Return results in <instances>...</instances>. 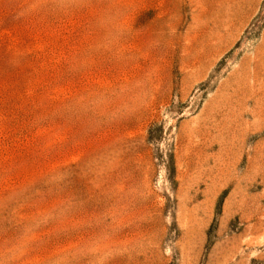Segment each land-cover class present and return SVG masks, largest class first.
<instances>
[{"label":"rangeland","instance_id":"obj_1","mask_svg":"<svg viewBox=\"0 0 264 264\" xmlns=\"http://www.w3.org/2000/svg\"><path fill=\"white\" fill-rule=\"evenodd\" d=\"M0 264H264V0H0Z\"/></svg>","mask_w":264,"mask_h":264}]
</instances>
